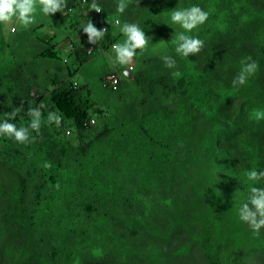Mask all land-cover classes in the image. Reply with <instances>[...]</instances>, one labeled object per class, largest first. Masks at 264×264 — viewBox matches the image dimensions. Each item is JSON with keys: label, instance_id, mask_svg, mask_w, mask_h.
<instances>
[{"label": "trees", "instance_id": "obj_1", "mask_svg": "<svg viewBox=\"0 0 264 264\" xmlns=\"http://www.w3.org/2000/svg\"><path fill=\"white\" fill-rule=\"evenodd\" d=\"M180 1L0 0V264H36L32 263L34 253L29 254L30 249L54 241L73 254L87 251L86 227L96 219L93 203H99L102 192L105 195L112 184L109 195L119 192L116 186H127L134 195L132 202L140 205L135 207L130 200V206L124 208L126 212L135 214L138 208L148 211L140 218L144 241L133 247L136 253L124 264H161L149 260L150 245L178 244L180 240L198 246L203 253L201 264H219L226 249L216 245L231 244L230 239L241 227L248 228L244 223L250 220V209L259 207L264 217V203L258 198L261 188L264 192V80L257 77L248 89L234 92L221 89V78L214 76V85L206 92L198 55L184 54L192 48L199 29H175L188 21L177 23L174 18L180 15L176 11ZM97 5L102 12L87 16L84 21L88 26L97 29L100 20L114 14L122 22L136 19V28L143 29V35L164 40L167 36L170 41L173 37L176 41V46L167 50L170 59L149 57L148 63H138L134 68L135 75L143 73L142 77L136 76V82L142 80L161 93L172 115L154 112L145 94L138 104L148 119L146 134L135 128L131 139L122 144L120 141L127 137L123 133L113 150L100 144L99 133L83 122L94 115L107 120L106 111L119 110L120 104L105 103L108 106L104 111L94 103L86 86L78 83L72 87L75 74L91 60L92 53L81 47L83 41L76 34L74 48L65 50L56 32L57 27L74 22L72 17L81 24L84 15L80 9L91 11ZM70 7L73 16L67 12ZM181 9L185 5L181 4ZM247 11L250 17H257L251 19L254 32H264V0H248ZM38 13L51 19L35 21ZM21 14L33 21L19 24L16 19ZM8 18L13 20V30L5 32ZM80 29L78 24L74 27L77 33ZM263 32L256 41H262ZM101 38V46L107 48L113 41L121 42L122 32L112 31L109 22ZM236 49L237 42H232L229 35L225 44L210 51L216 63L226 58L227 50L237 52ZM179 66L187 72L178 70ZM106 73L101 75L102 84ZM180 76L187 86L184 97L183 90L172 83ZM125 82L121 78L114 90L118 99ZM220 84L230 89L229 82ZM104 87L110 88V84ZM134 89L133 85L128 89L131 96ZM141 97L138 94L136 98ZM136 98H128L126 106ZM189 110L198 112L194 122L191 119L197 115ZM135 111L141 115L137 108ZM152 126L156 128L151 130ZM67 129L69 135L65 133ZM162 136L165 140H159ZM123 147L132 149L131 157L138 159L145 150L148 153L136 166H120L114 155ZM73 165L86 168L87 176L75 178ZM150 184L153 190H149ZM136 192L141 196L146 193L147 197L137 198ZM123 198L126 199L125 191ZM58 205L63 211H76V216L69 217L73 226L68 230L60 227L63 235H59L55 224L64 223V217L59 221L52 214ZM75 225L84 228L73 233ZM68 238L73 242H66ZM17 244L30 245L16 248ZM160 249L166 259L164 264H184L175 246ZM232 261L226 259L225 264ZM51 264L87 262L73 255V260L60 257Z\"/></svg>", "mask_w": 264, "mask_h": 264}, {"label": "clouds", "instance_id": "obj_2", "mask_svg": "<svg viewBox=\"0 0 264 264\" xmlns=\"http://www.w3.org/2000/svg\"><path fill=\"white\" fill-rule=\"evenodd\" d=\"M181 4L185 5V9L179 10V6ZM177 6V15H180L174 17L176 19V22H182L186 19L188 21L184 25L175 26V29L182 28L183 30L188 31L194 30L195 28L199 29L200 34L196 38L192 48L189 47L186 50L187 52H185L184 54L188 56L198 55L197 57L200 61L199 66L202 72V74L200 73V75L203 76L202 85L204 86L206 92L211 85H214V82H212L211 80V78H213L214 76L221 78L218 82L221 89L225 91L234 92H240L243 90L244 87L248 89L250 84L253 83V81L257 77L264 80V32L262 31V41H256V39L262 34V32H254L255 25L251 27V19L255 20V18L257 17H250V13L249 11H247L248 0H181L177 4ZM67 12L70 16H73L72 14H74V10L72 7H70ZM101 12V7L99 5L95 7L92 6L91 11L81 8L80 13H82L84 17L80 20L81 24L77 23L79 26H81L79 33H77V30H74V27L77 24L75 18L72 17V20L74 22L67 25L69 28V32L63 34L64 38L59 43V45L67 51L72 50L74 48L73 41L77 39V37H74V35L76 34L77 36L81 37L83 41V43L80 44L81 47H85L87 53H92L91 57L106 51L116 52L120 45L126 46V49L123 51L122 60H113L111 62V67L105 71L107 73L105 74L106 76L104 77V83L102 84L103 87L104 85L110 84V88L107 89H113L114 91L118 89V84L121 78H124L126 80V82L123 84V87L119 91L121 93L119 99L116 98L114 100L115 102L120 104V109L109 112L106 107L108 105L94 100L95 104L101 105L100 108L104 109V111L107 110L106 114L108 115V118L107 120H104L103 118H97L94 115L90 116L88 119H85L83 122L84 126L88 127L90 130L99 133L98 140H102L100 144L109 146L113 150L120 142L123 144V141H125V144L128 140H130L131 138L129 136L135 128L141 130L144 135L146 134L148 127L145 121H148V119L146 116H144L138 104V102L144 97L145 94H147V99L149 100L151 109L158 115H172V111L170 110L166 99L165 101H163L162 97L164 98V96L161 95V93L153 90L150 86H148V88L142 82V80H140L139 83L136 82V76L141 75L142 77L143 73L137 75L134 74V68L136 67V62L134 60L136 49L132 43L125 42L123 38V31L121 28H119V30L122 32V39L120 40L121 42H119V44L118 42L116 43L115 41H113L109 44V47L107 48L102 47L100 44V40L102 39V33L107 31L109 22L112 24V26L118 25L122 27L123 25H133L136 28V19H132L129 22H121L118 16L114 14H107L106 18H104V21L100 20V25L97 26V29L93 28V25L88 26L85 23L84 20L87 16H98ZM136 29H138L139 32L143 35V29L140 28L141 31L139 28ZM12 30L13 29H11V31ZM229 35L232 36V42H237V52L227 50L228 55L226 56V58L214 63V54L210 50L214 49V47L218 48L219 44H225ZM218 40L220 41V43H217ZM204 42H207L208 46H206ZM175 44L176 41L173 37L172 41H170L169 37L165 36V43L158 50H154L149 53H139V60L142 59V62L140 63H148V58L154 56H161V60H165L167 58L170 59V55L169 53H167V50H170L173 46H176ZM95 50H98L99 52L95 53ZM124 57H127V60L124 61ZM117 65L120 66L116 67ZM178 70L182 72H187L186 70L188 69L185 70L184 67L179 66ZM221 81L229 82L230 89H224V87L220 84ZM78 83L79 82L76 80L75 77L72 82V87L79 86ZM172 83L176 86L177 89L183 90L184 97L186 94L187 86L182 76L173 79ZM134 84H136V86ZM132 85L136 87V89H134L136 95L134 93L132 95H135L133 98H131L132 96L128 92V89L132 87ZM235 88H239V90L236 91L234 90ZM138 94L142 95L140 99L136 98ZM122 98H124V102H122ZM128 98H130L129 101L131 99L133 100L134 98H136L135 101L129 105V107L126 106V103L129 102L127 100ZM136 108L140 111L141 115H139L135 111ZM146 110L147 105H145V112H147ZM190 112L194 116L198 114V112L196 111L189 110V113ZM197 118L198 115L195 119H191L192 122H194ZM155 128L156 126H152L150 129L154 130ZM65 133L69 135L70 130L67 129ZM123 133L127 134L126 139L117 142V139L121 137ZM165 138L166 137L162 136L161 138H159V140H165ZM231 138L233 141H235V134L233 133V131ZM132 152L133 150H130L129 148V157H131ZM147 153V150H145L144 155L141 159H138L137 156H134L131 157V160L136 163L142 160L147 155ZM114 157L116 158V155H114ZM102 159L106 160L104 158ZM118 163L119 162H116V164ZM73 173L75 175V178H84V176H87L86 168L82 169L81 167L79 168V166L75 167L73 165ZM262 177H264V174L261 176V178ZM147 181L145 180L144 182ZM115 188L118 189V191H123V195L125 191L126 199L123 198L124 208L125 206L129 207L131 203L135 207L140 206L132 202L134 201V195L133 192L129 188H127V186H116ZM148 188L149 190H153L152 184H150ZM142 196L147 197L146 193H142ZM258 198L262 199V203H264V192L262 188L259 191ZM129 201L131 202L130 204ZM130 208L135 212L132 207ZM250 211V220L244 223L246 226H248V228L241 227V230H239L238 232H245L247 236V244L261 245L264 243V217L259 207L252 208L250 209ZM55 212L56 211L53 210L52 214L54 217H57ZM124 213L125 217H127L129 213L132 214V211L129 210V212H126L124 209ZM55 226L56 229L57 227H59L58 224H55ZM122 228L124 231L123 235L125 243H129L131 247H137L142 245L144 240L140 226L138 229H134L133 231H131L128 227L127 219L125 218V220L122 222ZM59 232V235H63L61 231ZM108 232L109 234H111L109 229ZM170 233L171 232H169V235ZM66 242L70 244L71 242H73V240L72 238H68ZM107 242L111 243L109 241ZM54 244H57V241H54L53 244L50 245L51 251L56 249ZM178 244H191L192 249L195 251L194 261L185 260L183 261L184 264H201V259H203V253L199 251L197 245L192 244L190 241L184 242L181 240ZM231 244H233V242ZM17 245L19 246H16V248H25V246L23 245L29 246L30 244ZM38 249H30L29 254L35 253ZM58 251L59 253L57 255L53 253L51 254L52 262L54 260H60V257L73 260V255H75V257H77L78 259L85 260L87 264H124L125 261L128 260L127 259L123 261L121 258V253L123 251V243H120V245H118L117 247L110 248H106V245L102 243V252L99 256H94L88 251H85V253L80 252L77 254H73L60 247H58ZM224 251L225 252L222 254V262L219 264H225L226 259L223 257V255L226 253V250ZM258 253L260 254L261 260H264V248L258 250L253 245L249 251V256L247 257L246 261H248L249 258L253 257ZM235 258L237 257H232V260L236 264H243L239 262L238 258ZM232 262L230 264H232ZM32 263L35 262L32 261ZM262 264H264V262Z\"/></svg>", "mask_w": 264, "mask_h": 264}, {"label": "rangeland", "instance_id": "obj_3", "mask_svg": "<svg viewBox=\"0 0 264 264\" xmlns=\"http://www.w3.org/2000/svg\"><path fill=\"white\" fill-rule=\"evenodd\" d=\"M36 1V0H34ZM43 1V0H40ZM10 17V16H8ZM9 19V18H8ZM51 17L45 14H36L35 21L42 20L48 21ZM120 21L122 22V18L119 17ZM10 20V19H9ZM9 20L5 23L6 28L5 32L9 29L11 31L12 28V21ZM33 21V18L29 17L28 15L21 14L17 19L16 22L22 25H28ZM11 23V24H10ZM11 26V27H10ZM119 28L123 31V38L125 42H130L134 45L135 51V62L136 64L142 62V59L139 60V53H149L154 50H158L164 43V39H153L150 36L142 35L138 29H136L133 25H123L112 26V31H116ZM57 37L59 40H62V35L69 32V28L67 25L57 27L56 29ZM126 49L125 45H120L117 52H103L100 54L94 55L90 61L85 63L79 71L75 74L76 80L79 83L83 84V86L89 90V94L92 99L97 102L102 103H110L116 99V94L114 91H111L102 86L101 82V75L104 74L106 70L111 67V62L113 60L118 59L119 61L122 60L123 51ZM98 50H95V53H98ZM124 61L127 60V57H124ZM122 102H124V98H122ZM129 148H122V151L116 153V159L119 160L118 165L120 166H136L134 161L131 160ZM141 165V162L139 163ZM119 181H123L119 179ZM110 183H107L108 185ZM105 185V186H106ZM102 187V186H101ZM104 188L101 190L103 191ZM113 192V184L109 186L106 191L105 195L102 192V200L99 203H93V215L96 216L95 220H90L86 231L88 236L84 238L87 240V244H84L87 251L94 255L99 256L102 252V243L106 244V248L110 247H117L120 243H123V251L121 253L122 260H127L132 257L136 250L129 245V243H125L124 240V231L122 228V222L127 219L128 227L131 231L134 229H138L141 221L140 218L144 214H148L147 210L137 209L135 214H129L125 217L124 213V206H123V191L116 192L114 196L109 195L108 193ZM136 197H143L138 192H136ZM169 203V202H167ZM97 208V210H96ZM56 216L60 221L62 217H64V223L59 224L57 229L60 231V227H65L67 230L73 226L71 224L70 216H76L75 209H66L63 211L62 207L58 205L56 210ZM166 218H164L165 220ZM74 223V222H73ZM80 225H75L73 227V233L75 230L81 231ZM110 230V237L109 232ZM230 239V238H228ZM226 240V239H225ZM233 244H217L216 246L220 249H226V253L223 255L225 259H230L232 257H237L240 263L243 264H262L264 260H261L260 254H256L253 257L249 258L246 261L247 257L249 256V251L251 247L254 245L258 250L264 248L263 244H247V236L245 232L236 233L233 239ZM107 241L111 242L108 243ZM51 244H40L39 249L33 254L32 260L36 264H50L52 262L51 254L57 255L59 253L58 247L60 244H54L56 249L51 251L50 250ZM160 246L164 248L176 247L178 255L181 256L180 258L186 261H194V254L195 251L192 249L191 244H155L150 245V249L148 251L149 260L157 261L161 264H164L166 261L164 252L160 249ZM81 253H85V250L81 251Z\"/></svg>", "mask_w": 264, "mask_h": 264}, {"label": "bare ground", "instance_id": "obj_4", "mask_svg": "<svg viewBox=\"0 0 264 264\" xmlns=\"http://www.w3.org/2000/svg\"><path fill=\"white\" fill-rule=\"evenodd\" d=\"M88 194V193H87ZM88 197V196H87ZM76 203V202H75Z\"/></svg>", "mask_w": 264, "mask_h": 264}]
</instances>
